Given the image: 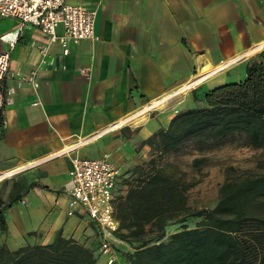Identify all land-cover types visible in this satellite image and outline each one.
Masks as SVG:
<instances>
[{
    "label": "crops",
    "instance_id": "obj_1",
    "mask_svg": "<svg viewBox=\"0 0 264 264\" xmlns=\"http://www.w3.org/2000/svg\"><path fill=\"white\" fill-rule=\"evenodd\" d=\"M72 1L97 11L98 38L71 40L68 53L55 41L43 56L48 37L39 26L0 15V52L11 50L0 109V199L8 204L0 245L17 249L62 234L106 264L100 227L67 213L72 156L108 154L123 171L138 163V145L185 110L191 87L203 95L221 85L208 87L209 79L262 50L264 0ZM34 69L38 86L25 79ZM119 239L116 246L127 244Z\"/></svg>",
    "mask_w": 264,
    "mask_h": 264
},
{
    "label": "trees",
    "instance_id": "obj_2",
    "mask_svg": "<svg viewBox=\"0 0 264 264\" xmlns=\"http://www.w3.org/2000/svg\"><path fill=\"white\" fill-rule=\"evenodd\" d=\"M199 99L198 97H196ZM204 106L176 113L167 127L143 141L153 154L147 167L124 171L118 186H127L116 203L118 236L133 251L121 254L126 264H264V153L257 172L228 178L214 207L194 208L188 191L194 182L162 162L193 140L200 147L243 133L251 146L264 149V49L247 63L243 81L206 91ZM195 163L200 161L196 158ZM0 199V228L7 229ZM192 219H198L191 226ZM180 228L166 239L169 223ZM149 227V228H148ZM155 232L149 237V232ZM0 264H98L93 250L60 234L45 244L11 249L0 245Z\"/></svg>",
    "mask_w": 264,
    "mask_h": 264
},
{
    "label": "built area",
    "instance_id": "obj_3",
    "mask_svg": "<svg viewBox=\"0 0 264 264\" xmlns=\"http://www.w3.org/2000/svg\"><path fill=\"white\" fill-rule=\"evenodd\" d=\"M96 13L95 9L72 0H0V15L14 16L37 25L47 35L48 42L40 46L43 56H46L50 42H60L64 52L68 53L69 41L98 38L95 31ZM59 26L64 28L62 34L57 31ZM9 43L13 47L15 40H9ZM10 62L11 50L0 52L1 113L7 104L6 79L10 76ZM88 69L83 67L81 70L86 73ZM25 79L38 86L37 69L27 74ZM34 103L38 104L39 101ZM153 107L149 105L142 111H151ZM115 126L118 124L111 127ZM123 173V168L113 162L108 154L96 158L76 154L72 156L70 177L64 187L69 196L67 213L87 214L100 227L101 253L107 256L106 264H122L116 246L120 241L117 235L120 221L116 215V203L118 183Z\"/></svg>",
    "mask_w": 264,
    "mask_h": 264
},
{
    "label": "rangeland",
    "instance_id": "obj_4",
    "mask_svg": "<svg viewBox=\"0 0 264 264\" xmlns=\"http://www.w3.org/2000/svg\"><path fill=\"white\" fill-rule=\"evenodd\" d=\"M263 49L264 47L262 50ZM256 56L251 57L248 62L253 61ZM246 76L247 64L239 63L209 79L207 81V86H214L219 82H221V84L240 82L243 81ZM195 90L196 89L191 87L187 91L193 93L194 98L192 94H190L180 105L181 108L187 109L198 105H205V101L202 100L203 95H200L201 89L198 91L197 95ZM154 108L155 107L151 110ZM181 111H177L176 113ZM198 144V140L188 142L173 152L163 154L161 159L162 162L172 164V168L176 167L184 172L188 180L194 182V186L188 191L189 203L194 208L214 207L219 198L220 186L228 178H235L246 173L260 170L258 158L264 153V149L251 146L249 139L243 133H234L221 142L208 141L205 147H200ZM138 148L143 149L140 161L129 167L128 169L130 170L138 165L147 167L153 154H157L151 145L143 144V142L141 145H138ZM196 158L200 161L195 163L194 160ZM126 188L127 186L125 185L118 186L119 196L125 194ZM197 221L198 219H192L190 225L195 226ZM180 226L181 224L178 222L169 223L165 239L172 232L179 229ZM148 235L149 237H153L155 232L150 231ZM119 245L120 246H117V251L118 253L120 251L119 256L121 258V263L126 264L121 254L133 251V248L125 243H120Z\"/></svg>",
    "mask_w": 264,
    "mask_h": 264
},
{
    "label": "bare ground",
    "instance_id": "obj_5",
    "mask_svg": "<svg viewBox=\"0 0 264 264\" xmlns=\"http://www.w3.org/2000/svg\"><path fill=\"white\" fill-rule=\"evenodd\" d=\"M145 111V110H144ZM143 112V111H142ZM141 113V112H140Z\"/></svg>",
    "mask_w": 264,
    "mask_h": 264
}]
</instances>
